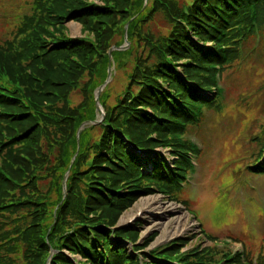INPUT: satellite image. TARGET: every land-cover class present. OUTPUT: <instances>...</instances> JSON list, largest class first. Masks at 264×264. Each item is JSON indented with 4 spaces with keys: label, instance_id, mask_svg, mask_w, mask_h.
Wrapping results in <instances>:
<instances>
[{
    "label": "trees",
    "instance_id": "1",
    "mask_svg": "<svg viewBox=\"0 0 264 264\" xmlns=\"http://www.w3.org/2000/svg\"><path fill=\"white\" fill-rule=\"evenodd\" d=\"M99 1L103 5L34 0L18 35L0 45V61H12L17 71L12 77H18L11 79L9 91L0 90V113L9 122L0 125V264H251L247 252H226L221 258L211 249L182 252V241L144 252L148 242L136 245L137 231L116 228L115 222L136 198L153 191L186 205L182 184L198 149L182 137L201 124L204 109L221 106L213 80L216 67L223 70L238 59L243 42L264 27V0H191L169 13L171 28L165 35L130 22L131 48L122 57L136 53L133 48L143 41L136 56L140 63L116 102L103 107L104 118L92 125L98 133L91 138L87 128L77 133L87 117L77 108L81 104L68 109L61 94L68 83L59 79L73 70L71 90L85 67L90 75L96 73L108 61L120 19L128 23L135 6L143 3ZM156 7L153 2L148 9ZM66 19L79 23L94 41L40 28L44 21L62 28ZM36 29L46 40L34 37ZM2 109L12 110L7 115ZM5 132L9 136L1 140ZM256 139H264V133ZM22 143L27 144L14 149ZM158 149L168 151L172 163ZM248 168L264 173V142ZM255 264H264V257Z\"/></svg>",
    "mask_w": 264,
    "mask_h": 264
},
{
    "label": "rangeland",
    "instance_id": "2",
    "mask_svg": "<svg viewBox=\"0 0 264 264\" xmlns=\"http://www.w3.org/2000/svg\"><path fill=\"white\" fill-rule=\"evenodd\" d=\"M33 1L0 0V45L18 35L17 29L24 16L32 12ZM85 1L103 5L99 0ZM153 2L157 7L149 10ZM190 3L191 0H143L142 6H135L134 15L128 23L123 24L120 19L123 26L119 24V33H122L115 34L110 47L112 51L110 54V48L107 51L108 61L100 63L96 73L90 75L88 67H85L83 76L71 90L69 86L74 80L73 70L59 79L68 83L61 93L68 101V109L74 110L75 106L81 104L77 108L87 117L82 127L87 128L91 138H95L98 133V129H93L92 125H97L95 121L101 120L103 107L109 108L116 102L126 88L129 76L134 78L131 76L133 66L140 63L136 56L141 52L143 41L133 48L137 50L136 53L133 51L132 55L122 57V52L131 48L126 36L128 24L137 21L144 32L149 30L154 35H165L171 28V23L167 22L169 13L185 8ZM61 25L62 28L54 24L49 26L44 21L40 28L44 27L43 30L55 32L56 35L62 31L65 37L72 39L94 41L93 35L74 20L66 19ZM38 30L41 29H36L34 37L46 40L45 33ZM136 31L135 36L140 37L141 34ZM113 51L119 54H113ZM70 56L74 63V55ZM11 64L10 60L8 63L0 61V90L9 91L14 85L11 79H18L12 77V72L17 71L10 67ZM197 68L203 70L202 67ZM107 76L108 80L98 96L100 107L96 109L95 94ZM213 80L214 86L221 92V106L214 110L204 109L201 124L191 128L184 137L181 136L199 148L195 157H191L194 171L186 176L183 185L182 199L187 201L184 205L186 209L183 204L153 191L136 198L122 210L115 227L129 229L132 226L138 233L136 245L148 242L142 249L144 252L164 247L171 241H182V252L211 249L215 258L225 257L226 252L233 256L236 253L246 256L247 252V262L255 264L259 256L264 257V173H255L248 165L255 161L264 142V139L255 140V137H262L264 133V27L243 42L238 59L223 70L216 67ZM14 94L19 97L18 92ZM20 97L23 98L24 93ZM10 110L2 109V112L8 115ZM4 115L0 113V125L7 127L9 122L4 123ZM8 136L9 133L5 132L1 140ZM25 144H19L14 149H20ZM158 150L172 163L168 151ZM72 160L74 155L69 166ZM52 198L56 196L52 195ZM152 198L157 202L145 207V202ZM124 246L132 252L128 243L125 242ZM63 252L75 263L80 259L69 256L65 250ZM239 261L243 263L242 257Z\"/></svg>",
    "mask_w": 264,
    "mask_h": 264
},
{
    "label": "water",
    "instance_id": "3",
    "mask_svg": "<svg viewBox=\"0 0 264 264\" xmlns=\"http://www.w3.org/2000/svg\"><path fill=\"white\" fill-rule=\"evenodd\" d=\"M112 48L109 50V54L111 52ZM109 71H110V68H108V75H109ZM107 80L104 82V84L97 90L96 94H95V105H96V109H99V104H98V96H99V93H100V90L104 87V85L106 84ZM99 122V121H98ZM97 122V123H98ZM83 126V124H81L78 128V130L81 129V127ZM64 181H65V177H64Z\"/></svg>",
    "mask_w": 264,
    "mask_h": 264
},
{
    "label": "bare ground",
    "instance_id": "4",
    "mask_svg": "<svg viewBox=\"0 0 264 264\" xmlns=\"http://www.w3.org/2000/svg\"><path fill=\"white\" fill-rule=\"evenodd\" d=\"M156 202H157V200H156L155 198L149 199V200H147V201L145 202V204L147 205V206H145V207H150L149 204H155ZM168 225H169V224H168ZM168 225H167L166 227H168Z\"/></svg>",
    "mask_w": 264,
    "mask_h": 264
}]
</instances>
